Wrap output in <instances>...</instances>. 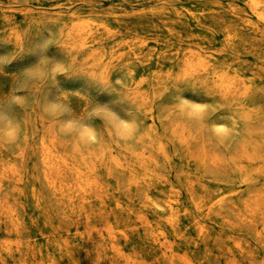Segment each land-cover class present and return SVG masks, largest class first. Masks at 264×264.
<instances>
[{"label": "rangeland", "instance_id": "374dc122", "mask_svg": "<svg viewBox=\"0 0 264 264\" xmlns=\"http://www.w3.org/2000/svg\"><path fill=\"white\" fill-rule=\"evenodd\" d=\"M194 2L195 5L210 4L219 12L197 20L189 13ZM90 14L101 16L117 30L115 37L102 44L104 55L98 60L92 57L95 49L90 45L75 50L65 46L73 34V25ZM248 24L263 27L245 0H0V103L8 104L16 98L10 114L19 124L14 140L0 139V254L3 252L5 264H17L16 258L23 264H31L32 246L45 248L49 245L40 231L46 227L38 209L39 200L48 206L59 229L71 235L69 241L80 264H108L107 261L114 257L112 251L104 249L105 244H115L118 248L117 264H156L154 255L159 252L153 250L155 245L161 246L167 254L172 248L183 254L182 242H175L169 235L170 225L166 219L146 203L148 195L163 200L171 188L179 189L189 211L188 215L180 216L179 229L193 239L199 251H205L206 245L197 239V221H201L214 237L222 236L230 244L239 240L262 256L264 247L257 243L252 230L238 232L216 221H206L191 207L184 185L191 179L197 195L204 194L205 185L209 197L214 199L220 190L238 185L237 163L246 151L264 154V137L249 136L250 128L264 130V37L252 31ZM225 29L237 35L231 45L225 39ZM49 35L50 44L59 46L74 60L78 71L88 72L108 89L105 91L85 78H61L66 90L91 95L95 102V124L91 126L82 124L79 116L70 120L66 102L41 100L43 88L30 83L42 76L38 69L24 74L19 72L35 62V45ZM191 37L196 39L193 48L210 59L211 67L176 84L174 77L181 69L178 52L188 50L184 40ZM133 41H136L137 54L121 56L114 61L108 77L99 79L98 74L109 65V55L119 47L128 48ZM48 54L61 53L53 46ZM223 66H230L233 72L246 78L258 75L246 97L233 96L225 100L202 88V83L214 84L213 70ZM158 72L169 78L154 87L153 79ZM130 76L142 83L131 84ZM142 91L151 94L146 107L151 110L130 103L133 111L128 120L117 119L103 107L105 103L118 104V98L112 93L122 92L130 101ZM69 99L74 104L79 103L72 95ZM66 112L68 117L63 115ZM247 115H251L249 122L240 121ZM91 131L103 136L101 145L89 139L87 134ZM181 136L196 139L190 143L191 149L204 151L219 163V167L209 166L200 174L194 163H187L185 144H179ZM45 143L58 154L70 157L67 167L70 174L74 166L95 167L104 188L114 198L136 202L137 216L152 232L153 238L147 241L143 232L138 234L131 230L129 238L121 234L113 243L105 235V242L95 232L103 227V232L108 234L107 230L116 222L113 216L98 227L86 223V217L84 223L78 225L75 215L51 188L53 176L43 159ZM141 163L155 170L166 182L162 190L131 186V174L144 172ZM220 211L229 218L227 208ZM156 222L161 226L157 227ZM137 223L134 225L140 224ZM16 227L20 230L18 235L14 233ZM76 232L80 234L75 236ZM81 235L92 236L88 237L90 242L82 240ZM87 243L100 253L101 260L96 259L94 250L89 257L86 253L79 254L80 250H86ZM4 248L9 251L4 252ZM36 254L39 259L45 258L39 251Z\"/></svg>", "mask_w": 264, "mask_h": 264}, {"label": "bare ground", "instance_id": "6f19581e", "mask_svg": "<svg viewBox=\"0 0 264 264\" xmlns=\"http://www.w3.org/2000/svg\"><path fill=\"white\" fill-rule=\"evenodd\" d=\"M245 1L257 15V19L263 24V27L255 24H248L247 26L252 31L264 37V0ZM195 4L194 2V5L191 4L189 7V13L197 20L203 16L208 17L219 12L214 11L216 8L210 4ZM223 33L227 43L230 45L237 37L229 29H225ZM116 35L117 30L112 27L111 23L103 20L97 14H90L86 18L79 19L73 25V34L68 38L65 46L75 50L85 45H90L95 49L92 57L98 60L99 57L104 55L101 51L102 44ZM195 40L194 37L184 40L187 41L188 50L178 52L181 69L174 77L176 84L182 80L188 81L195 73L207 71L211 67L210 59L201 55L193 48L196 44ZM135 44L136 41H133L128 48L119 47L118 50H114L109 55V65L98 74L99 79L104 80L108 77L114 61L121 56L136 55ZM213 75L216 78L214 84L212 83L213 85L210 86L209 84L202 83V88L206 89L208 94L220 95L225 100L233 96L246 97L255 86L258 78V75H254L252 78L241 76L239 73L233 72L230 66L215 67ZM164 78L167 79L169 77L168 75L163 76L161 72H158L154 76L153 86L158 87L161 85ZM129 81L131 84L137 85L138 83H142L136 82L133 76L129 77ZM150 98V92L142 91L137 92L135 97L129 102L141 109L151 110V108H146L150 104ZM250 118L251 115H247L241 118L240 121L249 122ZM139 125L143 126L141 123ZM131 126L127 129V134L130 133ZM152 131L154 129H151ZM249 134V136L255 134L264 137V130L250 128ZM87 135L93 144L101 145L103 143V136L98 131H91ZM195 140L188 136L180 137L179 144L181 146L185 144L187 149V163L189 165L194 163L199 169L200 174L203 173L204 168L206 169L209 166L217 169L219 163L216 160H211L202 150L191 149L190 143ZM162 149V147L159 148L160 151ZM45 152L46 155H44L43 159L45 160L49 174L53 176L52 182L50 183L51 188L59 196L65 207L75 215L78 225H82L86 217V223L90 222L98 227L99 225L106 224L109 216H113L116 222L115 225L107 230L108 234L103 232L105 231L103 227L97 229L95 232V235L104 238L105 242L107 240L105 235L113 243L121 234L129 238L128 236L131 230L138 234L143 232L142 236L147 241L153 238L152 232L137 216L135 205L137 203L122 202L107 192L101 182L102 178L95 167L90 165L85 166L86 164L74 166L76 168L70 174L67 169L69 166L68 163H70L69 156L58 154L56 149L47 143H45ZM240 161L237 163V170L240 172L238 185L227 190H220L218 196L214 199L209 197L205 185H203L204 194L197 195L195 183L191 179H187L184 185L187 193H189V203L206 221H216L222 227H227L238 232L247 229L252 230V234L257 243L264 247V154L258 155L257 153L246 151L240 157ZM243 162L246 163L243 164ZM140 166L144 172L131 174V186H146L153 190H162L166 182L158 176L156 171L151 170L145 163H141ZM122 169L125 171V168L122 167ZM146 203L149 208L166 219L170 225L169 235H172L175 242L180 240L185 250V253L181 254L171 247L172 249L167 254V252L162 251L161 246L155 245L153 246V250L159 252L154 255L156 264H264V251L261 256L258 253H253L254 251L249 246L239 240H235L230 244L222 236L217 235L214 237L213 233L201 221L196 222L195 230L197 231V239L206 245V249L203 252L199 251L193 239L186 232L183 233L179 229L180 216L188 215L189 211L185 207L178 188H171L163 200L148 195L146 197ZM224 207L230 212L229 218L219 213L221 212L220 209ZM38 209L46 227V230L43 228L40 231L42 236L48 240L49 245L45 248L38 247L37 245L32 246L34 258L31 264H80L76 258L77 252H75L69 241L71 235L59 229L53 215L49 212L48 206L41 200L38 201ZM134 215L138 221L133 218ZM137 222L140 224L137 226L134 225ZM155 224L157 227L161 226L158 222ZM14 233L15 235L20 234L18 227L15 228ZM79 234V232H76L75 236ZM88 237L91 238L92 236ZM88 237L81 235L80 238L90 242ZM211 242H214L212 246ZM85 249L80 250L79 254L83 255L86 253L87 257H89L94 250L96 259L101 260L100 253L95 248L90 247L89 243H87ZM104 249L112 251L114 257L107 261V263L117 264L119 262V251L116 245L105 244ZM3 251L8 252L9 250L4 248ZM36 251H39L45 258H37ZM13 257L16 258L17 256ZM260 257L263 258L260 259ZM5 259L2 252L0 254V261L3 264L6 263ZM16 261L17 264H23L20 259L16 258Z\"/></svg>", "mask_w": 264, "mask_h": 264}, {"label": "clouds", "instance_id": "9594fccd", "mask_svg": "<svg viewBox=\"0 0 264 264\" xmlns=\"http://www.w3.org/2000/svg\"><path fill=\"white\" fill-rule=\"evenodd\" d=\"M51 36H47L41 39L35 45V53L37 59L35 62L23 67L19 70L21 74L28 73L33 69H38L42 76L35 82H30L35 87L39 85L43 88L41 93V100L45 101H59L66 102L68 110L71 113L69 119H75L80 117V122L84 125L91 126L95 124L93 119L95 102L91 95L84 91H69L62 87L61 78H85L89 83H94L101 86L105 91L103 84L94 79L86 71H78V65L71 58L67 57L61 48L57 45L50 44ZM57 47L60 50V55H49L48 50L51 47ZM47 61V63H45ZM118 98V104L105 103L103 107L115 116L117 119L123 118L128 120L133 111L131 104L127 97L122 92L112 93ZM74 96V99L79 103H73L69 96ZM17 103L16 98H13L10 103H0V139L14 140L19 133V124L16 118L10 114L11 105ZM83 112V115L80 113ZM68 117V112L63 113ZM134 122V121H131ZM125 127H128V123H125Z\"/></svg>", "mask_w": 264, "mask_h": 264}]
</instances>
